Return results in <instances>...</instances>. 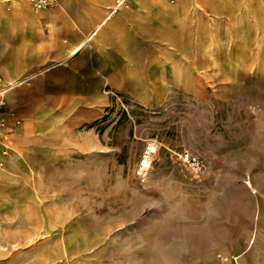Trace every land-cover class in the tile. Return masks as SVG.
Segmentation results:
<instances>
[{
    "label": "rangeland",
    "instance_id": "374dc122",
    "mask_svg": "<svg viewBox=\"0 0 264 264\" xmlns=\"http://www.w3.org/2000/svg\"><path fill=\"white\" fill-rule=\"evenodd\" d=\"M254 56L243 55L237 71L231 61L224 75L246 74L214 93L202 88L158 104L118 94L103 115L74 128L88 143L95 137L96 148L66 152L61 140L53 143L52 152L64 154L49 158L43 182L31 181L37 174L28 154L7 136L25 190L15 208H0V264H243L232 257L239 248L246 264H264L256 194L242 183L250 180L264 206V58L258 71ZM44 90L37 86L24 102ZM52 132L63 134L58 126ZM150 139L160 144L140 183L134 171ZM185 152L200 157L198 173L183 161ZM34 190L47 192L42 208H28Z\"/></svg>",
    "mask_w": 264,
    "mask_h": 264
},
{
    "label": "crops",
    "instance_id": "0c3cea01",
    "mask_svg": "<svg viewBox=\"0 0 264 264\" xmlns=\"http://www.w3.org/2000/svg\"><path fill=\"white\" fill-rule=\"evenodd\" d=\"M54 1L53 7L34 11L28 0H0V75L7 80L0 83L2 116L11 143L34 166L37 177L31 181L43 182L49 158L64 154L53 153V143L61 140L66 152L95 149V137L88 143L85 131L74 128L103 115L118 94L158 104L171 95H197L202 88L214 93V88L240 82L245 72L229 77L222 70L232 61L237 71L247 53L256 54L255 68L262 70L264 0H129L109 19L115 0ZM32 75H40L32 88L18 84ZM43 85L46 91L34 103L24 102L25 95ZM56 126L62 136L52 132ZM36 148L40 151L32 162ZM6 164L0 169V208H7V202L15 208L25 190L24 172L12 151ZM248 181L242 183L256 194V222L261 226L262 199ZM46 193L29 194L28 208H42L39 197ZM53 202L54 197L44 208ZM253 242L250 237L248 244ZM245 253L236 249L233 260L246 264Z\"/></svg>",
    "mask_w": 264,
    "mask_h": 264
},
{
    "label": "built area",
    "instance_id": "2783aa9c",
    "mask_svg": "<svg viewBox=\"0 0 264 264\" xmlns=\"http://www.w3.org/2000/svg\"><path fill=\"white\" fill-rule=\"evenodd\" d=\"M129 0H115L114 5L110 8L109 13L107 14L105 19H109L113 14L117 13L120 8L126 7L127 2ZM31 5L34 11L41 10L42 8H50L53 7L55 4L54 0H31ZM95 31L92 32L89 36H87L83 42V45H86L90 42L91 37L94 35ZM35 77L29 76L21 80L18 84H29L32 79ZM17 87V83L14 85ZM2 108H3V101H2V94L0 93V162L2 159L7 156L11 152V148L7 144V135H8V124L6 123V119L2 116ZM12 118L14 119V124H18L19 120L15 116L13 112L10 113ZM159 142L157 139H150L144 145L142 149V153L140 159L136 165L134 175L136 179L140 183H144L147 180L148 173L150 167L153 162V154L156 151L157 147L159 146ZM183 161L187 164L190 170L194 173H198L200 171L201 166V159L198 155L185 152L182 156Z\"/></svg>",
    "mask_w": 264,
    "mask_h": 264
},
{
    "label": "bare ground",
    "instance_id": "6f19581e",
    "mask_svg": "<svg viewBox=\"0 0 264 264\" xmlns=\"http://www.w3.org/2000/svg\"><path fill=\"white\" fill-rule=\"evenodd\" d=\"M78 51V50H77ZM2 101H3V99H2ZM3 103H4V101H3ZM8 156V155H7ZM7 156H5V157H7ZM5 157L3 158V159H5ZM3 159H2V161H3ZM2 161L0 162V164L2 163Z\"/></svg>",
    "mask_w": 264,
    "mask_h": 264
}]
</instances>
